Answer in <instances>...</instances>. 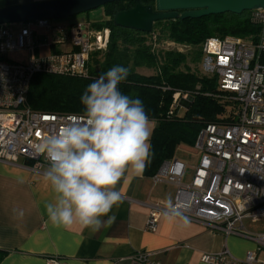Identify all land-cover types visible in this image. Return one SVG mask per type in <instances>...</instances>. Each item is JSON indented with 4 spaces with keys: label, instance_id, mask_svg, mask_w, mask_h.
Segmentation results:
<instances>
[{
    "label": "built area",
    "instance_id": "1",
    "mask_svg": "<svg viewBox=\"0 0 264 264\" xmlns=\"http://www.w3.org/2000/svg\"><path fill=\"white\" fill-rule=\"evenodd\" d=\"M251 12L260 25L255 41L211 36L201 45V71L215 76L218 89L227 94L223 97L236 103L234 120L208 122L199 130L193 144L199 157L188 180H184L185 163L176 158L164 160L152 175L154 183L175 185L173 200L188 220L256 244L241 258L227 248L203 253L200 261L205 264H264L258 257L264 251V228L253 231L245 225L251 222L264 226V8ZM37 28L46 34H38ZM108 36V28L96 30L84 21L73 26L59 19L28 21L16 32L9 24H0V161L15 162L22 157L49 165L36 145L82 114L30 109L26 104L30 80L37 72L87 76L90 52L105 50ZM65 42L70 49L35 52ZM19 51L27 52L25 62L6 59L9 52ZM178 96L174 95V102ZM163 211V204H150L147 230L156 229ZM128 259L131 264H162L144 250L131 253ZM45 264L63 262L48 257Z\"/></svg>",
    "mask_w": 264,
    "mask_h": 264
},
{
    "label": "trees",
    "instance_id": "2",
    "mask_svg": "<svg viewBox=\"0 0 264 264\" xmlns=\"http://www.w3.org/2000/svg\"><path fill=\"white\" fill-rule=\"evenodd\" d=\"M139 1L144 4L151 0ZM132 6L131 1L101 6L107 19L90 26L96 30L108 28V42L105 50L90 52L87 76L37 72L30 80L26 104L38 111L83 114L81 96L87 86L115 65L127 67L130 73L118 85L119 91L141 99L149 118L155 121L150 140L153 156L144 171L151 176L164 160L173 158L178 145L192 146L205 123L235 118L236 103L223 97L227 94L218 89L216 77L192 70L188 61L200 65L201 45L206 38L232 36L255 41L260 25L251 11H243L157 20L150 32L115 26L113 14ZM162 44H174L176 49ZM178 46L190 51L183 52ZM142 69L152 73L145 74ZM176 93L179 96L174 102ZM183 94L191 99L187 106H179ZM227 105L231 107L228 112ZM7 253L0 248V263Z\"/></svg>",
    "mask_w": 264,
    "mask_h": 264
},
{
    "label": "crops",
    "instance_id": "3",
    "mask_svg": "<svg viewBox=\"0 0 264 264\" xmlns=\"http://www.w3.org/2000/svg\"><path fill=\"white\" fill-rule=\"evenodd\" d=\"M43 0H0V8ZM98 14L65 23L105 20L103 8ZM35 52L47 54L70 49L69 43L42 47ZM155 121H153V127ZM48 164H37L26 158L15 162L0 161V248L8 253L0 264H45L48 257H58L63 264H131L128 256L138 250L150 252V257L162 264H205L203 253H216L223 248L241 258L256 248L253 240L211 231L203 223L188 220L184 225L177 220L168 223L163 212L157 218L154 231L145 228L150 204L164 205L168 196L174 197L171 182L154 183L152 175L127 174V182L117 188L122 192V203L114 207L115 221L99 231L83 228L54 226L46 213V203L53 202L55 193L44 178ZM22 210L23 216L18 215ZM107 220L108 217H103ZM247 223L259 225L251 228ZM247 228L261 231V223L245 222Z\"/></svg>",
    "mask_w": 264,
    "mask_h": 264
},
{
    "label": "clouds",
    "instance_id": "4",
    "mask_svg": "<svg viewBox=\"0 0 264 264\" xmlns=\"http://www.w3.org/2000/svg\"><path fill=\"white\" fill-rule=\"evenodd\" d=\"M129 73L115 65L100 75L81 96L83 114L36 145L49 161L44 178L56 195L45 209L54 226L79 224L93 231L110 226L115 215L109 214L123 202L117 185L127 182L129 172L142 176L151 163L153 121L141 99L118 88ZM162 214L168 223H189L171 196Z\"/></svg>",
    "mask_w": 264,
    "mask_h": 264
},
{
    "label": "water",
    "instance_id": "5",
    "mask_svg": "<svg viewBox=\"0 0 264 264\" xmlns=\"http://www.w3.org/2000/svg\"><path fill=\"white\" fill-rule=\"evenodd\" d=\"M116 1H131L133 6L115 12L113 24L144 32H150L157 20L224 12L240 14L264 8V0H153L152 4H142L139 0H43L1 7L0 24L64 19Z\"/></svg>",
    "mask_w": 264,
    "mask_h": 264
},
{
    "label": "rangeland",
    "instance_id": "6",
    "mask_svg": "<svg viewBox=\"0 0 264 264\" xmlns=\"http://www.w3.org/2000/svg\"><path fill=\"white\" fill-rule=\"evenodd\" d=\"M99 8H101V7H98L96 9L90 10L88 12H84V13H80V14L74 15V16L69 17V18H64V19H59V20L62 21V22L67 23V22H69L71 20H75V19H78V18L79 19H83V18H85L87 13L89 14V17H94V15L98 14ZM21 24L22 23H10L9 26L12 29V31L16 32L20 28ZM36 31H37L38 34H40L42 36L46 34V32L43 29H40V28H37ZM162 45L165 48L167 47V48L176 49V46L174 44H162ZM178 48L181 51L186 52V53L190 51L189 48L184 47V46H178ZM40 49H43V48L41 47ZM27 56H28L27 52H25V51L9 52L6 55V59L10 60V61L25 62L26 59H27ZM188 64H189L190 68H192V70H196V71L198 70L200 73H203L201 71V68L199 67L200 65L198 63L194 64V63L188 61ZM143 72L145 74L152 73V71L149 70V69H144ZM190 101H191V99L189 97H185V98L181 97L179 99L178 103H179V106H187V105H189ZM225 109H226V112H228V111H230L231 107L229 105H227L225 107ZM198 157H199L198 152L194 148L193 145L191 146V145H187V144H180V145H178L176 147L173 158L179 159V160H181L182 162L185 163L186 170H185L184 180H188L189 177L191 176V174L193 172V169H194V167L197 164ZM247 226L251 227V228L255 227L256 229L259 228V225L250 226V224H248V223H247ZM258 257H259L260 260L264 261V251L260 252L258 254Z\"/></svg>",
    "mask_w": 264,
    "mask_h": 264
},
{
    "label": "flooded vegetation",
    "instance_id": "7",
    "mask_svg": "<svg viewBox=\"0 0 264 264\" xmlns=\"http://www.w3.org/2000/svg\"><path fill=\"white\" fill-rule=\"evenodd\" d=\"M153 3V0H151V1H146V3H144V4H152Z\"/></svg>",
    "mask_w": 264,
    "mask_h": 264
}]
</instances>
